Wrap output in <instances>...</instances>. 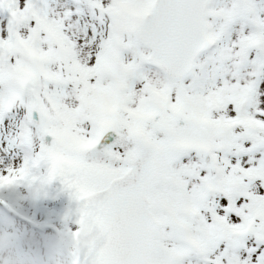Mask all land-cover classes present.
I'll return each mask as SVG.
<instances>
[{
  "label": "snow or ice",
  "instance_id": "snow-or-ice-1",
  "mask_svg": "<svg viewBox=\"0 0 264 264\" xmlns=\"http://www.w3.org/2000/svg\"><path fill=\"white\" fill-rule=\"evenodd\" d=\"M25 200L74 264H264V0H0Z\"/></svg>",
  "mask_w": 264,
  "mask_h": 264
},
{
  "label": "rangeland",
  "instance_id": "rangeland-1",
  "mask_svg": "<svg viewBox=\"0 0 264 264\" xmlns=\"http://www.w3.org/2000/svg\"><path fill=\"white\" fill-rule=\"evenodd\" d=\"M73 251L67 231L53 219H38L30 202L11 212L0 207V264H74Z\"/></svg>",
  "mask_w": 264,
  "mask_h": 264
},
{
  "label": "water",
  "instance_id": "water-1",
  "mask_svg": "<svg viewBox=\"0 0 264 264\" xmlns=\"http://www.w3.org/2000/svg\"><path fill=\"white\" fill-rule=\"evenodd\" d=\"M71 242L73 244V247L75 248V241H74V239L72 237H71Z\"/></svg>",
  "mask_w": 264,
  "mask_h": 264
}]
</instances>
